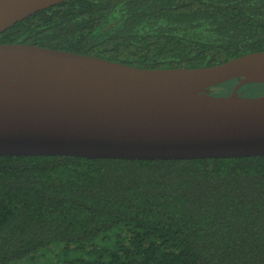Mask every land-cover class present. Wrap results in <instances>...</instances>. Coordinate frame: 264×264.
I'll list each match as a JSON object with an SVG mask.
<instances>
[{
	"label": "trees",
	"instance_id": "16d2710c",
	"mask_svg": "<svg viewBox=\"0 0 264 264\" xmlns=\"http://www.w3.org/2000/svg\"><path fill=\"white\" fill-rule=\"evenodd\" d=\"M11 43L208 67L264 51V0H65L0 33ZM236 82L209 89L228 95ZM52 247L75 254L65 264H264V156H0V264Z\"/></svg>",
	"mask_w": 264,
	"mask_h": 264
},
{
	"label": "water",
	"instance_id": "95a60500",
	"mask_svg": "<svg viewBox=\"0 0 264 264\" xmlns=\"http://www.w3.org/2000/svg\"><path fill=\"white\" fill-rule=\"evenodd\" d=\"M65 0H0V33ZM236 80L228 95L210 87ZM264 51L202 68H137L0 44V156L192 160L264 156Z\"/></svg>",
	"mask_w": 264,
	"mask_h": 264
},
{
	"label": "rangeland",
	"instance_id": "374dc122",
	"mask_svg": "<svg viewBox=\"0 0 264 264\" xmlns=\"http://www.w3.org/2000/svg\"><path fill=\"white\" fill-rule=\"evenodd\" d=\"M239 94V93H238ZM263 93L261 92H252L248 95H258L261 96ZM246 96V95H244ZM80 255V254H78ZM75 256V254L73 252H69L67 254L62 255L61 253L59 254V252H56V249H54L52 247V249H46V250H40L38 252H36L33 255L27 256L24 259L12 263V264H65L63 261L73 258Z\"/></svg>",
	"mask_w": 264,
	"mask_h": 264
}]
</instances>
